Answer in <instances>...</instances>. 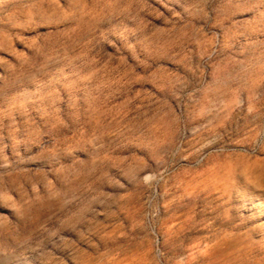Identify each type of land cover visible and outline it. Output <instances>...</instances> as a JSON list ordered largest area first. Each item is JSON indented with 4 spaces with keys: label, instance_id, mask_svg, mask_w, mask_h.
Returning <instances> with one entry per match:
<instances>
[{
    "label": "rangeland",
    "instance_id": "374dc122",
    "mask_svg": "<svg viewBox=\"0 0 264 264\" xmlns=\"http://www.w3.org/2000/svg\"><path fill=\"white\" fill-rule=\"evenodd\" d=\"M262 26L264 0H0V264H264V81L231 61Z\"/></svg>",
    "mask_w": 264,
    "mask_h": 264
},
{
    "label": "crops",
    "instance_id": "0c3cea01",
    "mask_svg": "<svg viewBox=\"0 0 264 264\" xmlns=\"http://www.w3.org/2000/svg\"><path fill=\"white\" fill-rule=\"evenodd\" d=\"M259 31L263 38L260 41V49L252 55V58H247L246 54L236 51L235 54L231 55L233 57L231 61L237 66L253 65L255 71L259 73V79L264 81V26L260 27Z\"/></svg>",
    "mask_w": 264,
    "mask_h": 264
},
{
    "label": "built area",
    "instance_id": "2783aa9c",
    "mask_svg": "<svg viewBox=\"0 0 264 264\" xmlns=\"http://www.w3.org/2000/svg\"><path fill=\"white\" fill-rule=\"evenodd\" d=\"M244 149H245V148H244ZM254 149H255V147H254V146H252V147H251V150H254Z\"/></svg>",
    "mask_w": 264,
    "mask_h": 264
}]
</instances>
